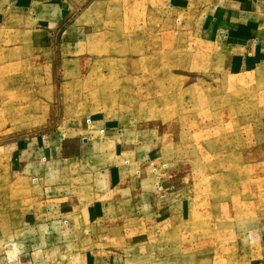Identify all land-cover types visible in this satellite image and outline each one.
I'll return each mask as SVG.
<instances>
[{
	"label": "rangeland",
	"instance_id": "1",
	"mask_svg": "<svg viewBox=\"0 0 264 264\" xmlns=\"http://www.w3.org/2000/svg\"><path fill=\"white\" fill-rule=\"evenodd\" d=\"M236 1L0 0V264H264V58L227 71L203 41L221 9L264 29V0ZM105 129L107 149L166 163L182 205L47 223L43 189L84 191Z\"/></svg>",
	"mask_w": 264,
	"mask_h": 264
},
{
	"label": "crops",
	"instance_id": "2",
	"mask_svg": "<svg viewBox=\"0 0 264 264\" xmlns=\"http://www.w3.org/2000/svg\"><path fill=\"white\" fill-rule=\"evenodd\" d=\"M258 3L259 1H255V5ZM249 8L243 14L241 11L232 14L221 9L220 13L212 17L211 27L203 33L204 43L217 49L216 53L224 70L242 72L262 67L264 29L259 26L262 18L253 15L255 11L251 10V6ZM226 18L234 22L226 23ZM100 132V137L91 136L86 139L89 145L87 156L93 158L94 165H101L98 171L94 169L90 173L92 177L89 185H83L84 191L70 189L68 185L67 191L63 193H59L56 187L53 188L55 190L45 187L38 203L43 206L42 215L46 216L43 220L49 221V224L73 226L77 217L84 225L95 224L96 227H101L97 229H124L135 221L142 224L149 222V219L153 221L157 217L166 216L171 211L172 199H179L177 204L182 205L180 188L173 192L168 190L171 187L176 189V180L171 179L166 163L163 165L155 158L149 159L135 153L124 155L123 152H117L118 145L112 135L113 131L105 129V132ZM115 140L113 150L107 149ZM154 166L157 172L153 170ZM46 173H51L49 168ZM67 178L70 181L73 177ZM156 181L162 183V192L155 189Z\"/></svg>",
	"mask_w": 264,
	"mask_h": 264
}]
</instances>
